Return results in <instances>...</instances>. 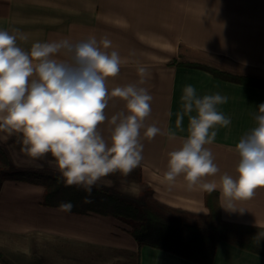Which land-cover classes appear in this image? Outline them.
<instances>
[{"label":"crops","instance_id":"crops-1","mask_svg":"<svg viewBox=\"0 0 264 264\" xmlns=\"http://www.w3.org/2000/svg\"><path fill=\"white\" fill-rule=\"evenodd\" d=\"M0 29L26 35L27 41L17 40L25 50L34 42L68 39L75 43L89 36L100 41L106 36L112 45L102 50H115L121 57L119 73L107 78L109 91L138 83L140 66L150 71V79L140 85L153 97L145 124H155L163 134L149 140L141 129L140 165L126 177L116 172L96 183L122 198H137L134 202L140 204L154 199L172 209L208 213L199 185L189 189L183 176L171 183L165 180L167 153L188 135L187 116L181 128L176 127L186 85L193 86L200 97L226 96L227 102L217 105V110L231 123L216 125L212 129L217 133L215 140L205 145L219 171L201 178V183L217 185L224 221L243 231L246 227L264 229V187H257L251 199L234 200L231 209L220 188L224 174L236 175L239 157L235 145L257 126L255 116L258 105L264 103V87L220 79L203 68L264 80V0H0ZM118 111H126L124 101L114 97L105 114L110 118ZM106 128V123L100 125L105 136ZM45 156L47 164L57 168L54 157ZM43 192V185L5 179L0 187V233L39 235L65 246L66 251L69 246H82L89 264L112 261L110 251L124 255L114 264H203L167 249L147 244L139 247L129 232L132 225L113 215L65 212L59 206L45 205ZM211 264H264V255L221 240Z\"/></svg>","mask_w":264,"mask_h":264},{"label":"clouds","instance_id":"clouds-1","mask_svg":"<svg viewBox=\"0 0 264 264\" xmlns=\"http://www.w3.org/2000/svg\"><path fill=\"white\" fill-rule=\"evenodd\" d=\"M17 34L19 30L0 29V131L22 134L20 151L31 158L50 153L66 186H81L87 193L83 202L91 203L92 188L102 177L116 172L126 177L140 165L141 129L149 140L163 134L155 124H145L153 97L140 85L151 73L140 66L138 83L109 91L107 78L119 73L121 57L115 50H102L112 45L106 36L100 41L89 36L75 43L68 39L34 42L25 50L17 40L27 41V36ZM114 97L124 101L126 111L109 118L105 109ZM180 99L176 127L181 128L187 116L188 135L167 153L164 178L171 183L183 176L189 189L199 185L212 192L217 185L201 183V178L215 175L219 168L205 145L215 140L216 125L231 123L217 110L228 98L219 93L200 97L186 85ZM255 121L257 126L235 145L236 175L224 174L220 180L229 209L234 200L251 199L257 187H264V103L258 105ZM104 123L106 136L100 129ZM73 207L70 201L60 205L65 212Z\"/></svg>","mask_w":264,"mask_h":264},{"label":"trees","instance_id":"trees-1","mask_svg":"<svg viewBox=\"0 0 264 264\" xmlns=\"http://www.w3.org/2000/svg\"><path fill=\"white\" fill-rule=\"evenodd\" d=\"M203 68L220 79L264 87V80L255 77L234 74L211 66ZM5 179L43 185L42 203L45 205L60 207L63 202L70 201L74 205L70 212L94 211L124 220L132 225L129 232L139 247L147 244L167 249L203 264L212 263L216 245L221 240L264 255V229L246 227L243 231L244 228L236 229L234 228L236 225L224 221L221 218L217 190L204 191V201L209 209L204 215L172 209L154 199L140 204L122 198L100 185L92 188V202L84 203L83 198L87 193L81 186H66L62 175L57 173L16 167L0 144V187ZM0 261L10 264L3 258L1 252Z\"/></svg>","mask_w":264,"mask_h":264},{"label":"rangeland","instance_id":"rangeland-1","mask_svg":"<svg viewBox=\"0 0 264 264\" xmlns=\"http://www.w3.org/2000/svg\"><path fill=\"white\" fill-rule=\"evenodd\" d=\"M21 142L22 136L18 133L9 136L7 133L0 131V144L3 146L13 165L23 168H35L61 175L57 168L53 169L49 162L47 164L45 161L46 156L34 159L22 153L20 151ZM126 198L138 201L134 197L126 196ZM51 241L53 239L51 240L35 234L10 237L2 232L0 233V252L3 258L10 264H89L86 261L87 257L82 253V246H69L68 251H66L65 246L54 244ZM96 255L98 256V254ZM108 255L112 256V261L103 263L94 260L90 264H114V261L120 262L124 256L120 253L116 254L115 251L108 252ZM0 263L4 264L1 261Z\"/></svg>","mask_w":264,"mask_h":264}]
</instances>
